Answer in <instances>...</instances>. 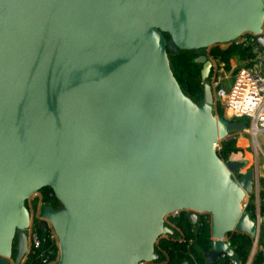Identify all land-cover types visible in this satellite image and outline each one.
Returning a JSON list of instances; mask_svg holds the SVG:
<instances>
[{
  "label": "water",
  "instance_id": "water-1",
  "mask_svg": "<svg viewBox=\"0 0 264 264\" xmlns=\"http://www.w3.org/2000/svg\"><path fill=\"white\" fill-rule=\"evenodd\" d=\"M247 34L264 55V0H0V264L28 256L26 203L47 188L55 264L152 263L181 212L211 216L206 264H242L225 238L264 224L242 209L258 170L218 155L246 125L214 114L208 49ZM168 51L197 53L201 105Z\"/></svg>",
  "mask_w": 264,
  "mask_h": 264
},
{
  "label": "trees",
  "instance_id": "trees-1",
  "mask_svg": "<svg viewBox=\"0 0 264 264\" xmlns=\"http://www.w3.org/2000/svg\"><path fill=\"white\" fill-rule=\"evenodd\" d=\"M166 38L169 37L166 35ZM252 47V46H250ZM250 47L230 45L227 50H217L214 47L210 53V57L221 62H226L230 57H238L241 60H248L253 57L252 49ZM197 53L195 51H182L178 55H174L171 51H168L170 65L172 72L182 88L183 92L193 101L203 100V88L201 86V75L196 69L199 64L195 63ZM217 105V104H216ZM214 113L219 117H222V112L219 107L214 108ZM249 128L248 122H246V129ZM221 149L218 152L219 157L228 161L234 155L240 153V149L235 147V144L229 141H222ZM260 188L262 189L260 194V213L264 215V178L259 180ZM42 196L41 203L45 206L50 205L54 209H60L61 205L56 200L53 192L50 189H43L39 192ZM39 199L36 201V209L38 207ZM44 206V207H45ZM27 207V203H26ZM43 207V208H44ZM28 208V207H27ZM256 206L250 204L248 212H251V216H255ZM181 216L174 221L177 228L182 233L181 242L177 238L172 236L166 239L160 238L155 246V252L158 259L154 264H206L204 255L211 250V225H205L202 228H195L191 220L187 216L186 212H181ZM174 230V229H173ZM176 231V230H175ZM177 232V231H176ZM40 237L42 239V248L36 255L29 256L26 264H33L36 261V256H49L48 253H52L49 260L56 263L59 258V249L56 240L51 239V233L39 230ZM231 246L235 253L239 256L242 264H246L254 243L253 240L244 234L232 233L229 234ZM220 264H232L227 258ZM252 264H264V224L261 226L260 237L256 252L253 257Z\"/></svg>",
  "mask_w": 264,
  "mask_h": 264
},
{
  "label": "built area",
  "instance_id": "built-area-1",
  "mask_svg": "<svg viewBox=\"0 0 264 264\" xmlns=\"http://www.w3.org/2000/svg\"><path fill=\"white\" fill-rule=\"evenodd\" d=\"M246 36H248V41L245 40L244 42L240 43L239 40ZM243 37L227 45L230 46L234 44L235 46H242V47L252 46L250 48L252 49L253 57L251 59H248L249 65L241 67L236 71L230 88L227 89L225 93L223 91L219 93L220 100L218 101L216 107L220 108L222 112V117H219L215 113L214 114L219 118H225L231 122L242 123L245 125L246 122H248L249 128L247 130L251 132L252 137H254V135L258 137V135H264V55L255 47L254 36L247 34L244 35ZM219 84L220 81L217 79L215 82L211 83V87L213 89H220ZM236 134L238 133L235 132L231 133L229 139L223 141H229L235 139ZM229 160L235 161L232 158H230ZM243 173L244 171L235 173L233 174V176L235 177L236 175L237 177H240ZM256 189H257L256 196L254 198L253 195L249 197L247 196L245 202H243L242 204V209L244 212H247L251 216L252 213L248 212V207L250 204H254L256 206L255 216L254 217L251 216V217L256 219L260 223V219L262 215L260 213V209H258V206L260 205V194L262 189L260 188L259 183ZM41 199L42 197L39 199V203L42 202ZM41 206L44 207L45 205L42 204ZM41 213L42 211L39 210L38 211L39 217L36 220V224L34 225L33 221H31L29 227V233H28L29 254L28 256H26L27 260L29 259V256L36 255L42 248L43 241L39 234V230L41 228L40 226ZM179 214L180 213H175L170 217L172 220L175 221L179 218L178 217ZM174 221L170 222L168 226L169 228H172L179 233L180 229L176 227ZM205 225H211V216L208 214L200 215L194 227L197 229V228H202ZM47 229L51 233V239L53 241L56 240V235L53 228L50 225H48ZM260 232H261V226L257 234V237L253 240L254 246L246 264H252L253 262V257L258 245ZM179 240L183 242L182 237ZM225 241L231 246L229 234L225 238ZM57 245H58V241H57ZM48 255L49 256L47 257H43L41 255L36 256V261L33 264H55L49 260V257L52 256V253H48ZM226 259L227 257L225 255H222L221 263L224 262ZM26 262L24 264H26ZM140 264H154V262L152 263L143 262Z\"/></svg>",
  "mask_w": 264,
  "mask_h": 264
},
{
  "label": "rangeland",
  "instance_id": "rangeland-1",
  "mask_svg": "<svg viewBox=\"0 0 264 264\" xmlns=\"http://www.w3.org/2000/svg\"><path fill=\"white\" fill-rule=\"evenodd\" d=\"M245 40L248 41V36L241 38L239 40V42L242 43ZM229 47L230 46L227 44H221V45L215 46L214 48L217 50L219 49V50L223 51V50H227ZM210 49H208V60L212 62L213 66H212V69L210 71V75H209L208 80L210 83L215 82L217 79L220 81V84H219L220 89H213L212 88L213 101H214L213 102L214 103L213 111H214L216 104L220 100L219 93H221L222 91L224 93L226 92V90L229 88L231 80L233 79L236 71L241 66H244V65H242L240 63L242 61H240V59L238 57H230L228 59L227 63L221 62L220 60L217 61L215 59H212L209 55L213 50H210ZM196 59H197V55H196ZM196 69L198 70V72H200L201 81L203 83V80H202L203 65L198 66ZM202 83H201V86L203 88ZM202 102H203V100L202 101H200V100L196 101L195 100V103L197 105H201ZM242 133L243 134H241L239 136L236 135V139L230 140V142L235 144V147L237 149H240V154L237 156H233V158L237 159V161L242 160V161L247 163V166L244 170L245 172L250 170V169L256 168L258 170V179L260 180L261 178H263V174H264V141H262V139H261L262 135H258V137H256L254 139V137H252L251 132L249 130H247V129L243 130ZM222 144L223 143H221V142L219 143V147H217L218 151L221 149ZM235 177L238 178L236 175H235ZM256 192H257V189H255L254 193L252 194L253 198L256 196ZM41 197H42L41 194L38 193L35 197H33L29 201H27V207H28V210H29L30 215H31V221H33L34 225L36 224V220L39 217L38 211L43 210L41 203H38L37 209L35 206L36 201H38V199H40ZM244 202H245V200H244ZM249 202H250V200H249ZM179 216H181V214H179ZM173 221L174 220H172L171 217L169 216L165 219V224L168 226L170 224V222H173ZM173 232H174V235L172 236L173 238L175 237L177 239H181V237H182L181 232L178 233L175 230H173ZM167 237H169V236L165 235L162 238L166 239ZM56 240H57V237H56ZM26 261H27V257H25L21 263L24 264ZM11 264H14L13 261L11 262Z\"/></svg>",
  "mask_w": 264,
  "mask_h": 264
},
{
  "label": "crops",
  "instance_id": "crops-1",
  "mask_svg": "<svg viewBox=\"0 0 264 264\" xmlns=\"http://www.w3.org/2000/svg\"><path fill=\"white\" fill-rule=\"evenodd\" d=\"M240 61H242V62H240V63H241L242 65H244V66L249 65V64H248V63H249L248 60H241V59H240ZM244 66H241V67H244ZM241 67H240V68H241ZM232 81H233V79L231 80V83H230V85H229V88H230V86H231V84H232ZM229 88H228V89H229ZM243 133H244V132H243ZM243 133L241 132V133H238V134H236V135L239 136V135H241V134H243ZM245 133H246V132H245ZM263 138H264V135H262V138H261L262 141H264ZM235 139H236V136H235ZM239 154H240V153H238L237 155H239ZM237 155H234V156H237ZM232 159H234L235 161H237V159H235V158H233V157H232ZM238 160H239V159H238ZM239 161H242V160H239Z\"/></svg>",
  "mask_w": 264,
  "mask_h": 264
},
{
  "label": "bare ground",
  "instance_id": "bare-ground-1",
  "mask_svg": "<svg viewBox=\"0 0 264 264\" xmlns=\"http://www.w3.org/2000/svg\"><path fill=\"white\" fill-rule=\"evenodd\" d=\"M256 138V136L254 135V139Z\"/></svg>",
  "mask_w": 264,
  "mask_h": 264
},
{
  "label": "flooded vegetation",
  "instance_id": "flooded-vegetation-1",
  "mask_svg": "<svg viewBox=\"0 0 264 264\" xmlns=\"http://www.w3.org/2000/svg\"><path fill=\"white\" fill-rule=\"evenodd\" d=\"M28 249H29V244H28Z\"/></svg>",
  "mask_w": 264,
  "mask_h": 264
}]
</instances>
